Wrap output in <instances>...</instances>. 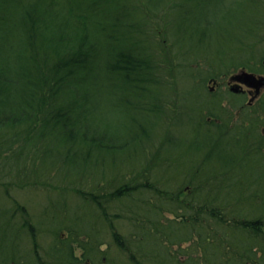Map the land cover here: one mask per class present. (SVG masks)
<instances>
[{"label": "trees", "instance_id": "trees-1", "mask_svg": "<svg viewBox=\"0 0 264 264\" xmlns=\"http://www.w3.org/2000/svg\"><path fill=\"white\" fill-rule=\"evenodd\" d=\"M176 1L0 0V191L4 190L0 194V264H120L114 255L120 252L126 255L129 264L202 261L191 257L190 249L180 247L178 252L174 251L176 254L172 251L176 244L192 239L184 235L189 219L177 212L178 205L173 200L177 196L164 190L161 193L171 195L162 198L167 205L162 207L152 199L145 202L142 217L129 223L130 238L121 232L122 227L120 232L115 227L114 247L109 251L113 253L114 248L116 253L98 252L97 245L80 238L83 235L87 238L95 228V221L90 227L84 221L79 223L82 213L88 214V220L94 217L104 222L107 213L102 219L99 209L106 211L107 205L119 200L124 190L123 186L96 188L93 178L104 173L103 166L112 160L116 162L115 156L123 155L131 144L152 143L159 124V98L154 99V105L147 103L159 90V54L151 49L156 42L150 37L145 39L146 32L141 30L147 24L157 23L152 18L151 7L168 8L167 3ZM193 1L198 8L202 7L200 15L194 9H184L182 16L189 21L176 26L187 29L193 25L198 29L203 25L200 17L206 0H180L179 6ZM174 24L164 17L163 36L167 41L179 30ZM250 30L257 32V24ZM205 35L202 33L201 38ZM208 53L212 56L211 51ZM211 78L218 79L215 75ZM96 85L105 94L119 98L118 104L130 105H124L125 114L132 109L145 112L148 119L152 118L151 123L144 126L142 122L144 131L137 133L124 125L121 135L117 134L111 128V114L101 113L98 118L92 95ZM124 129L127 131L123 132ZM199 133L201 130L194 132ZM232 150L230 147L231 153ZM239 154H236L238 163ZM210 158L208 154L206 159ZM236 159L226 165L241 169ZM28 162L33 165L31 171L37 166L50 167L53 173L63 174V179L70 177V184L87 178L92 185L88 189H73L74 197L81 202L78 208L74 206L75 210L67 201L69 191H57L58 201L50 203L54 211L48 214L44 208L41 215L49 218L33 221L29 210L9 193L11 188L23 190L26 186L21 182L26 173L21 172ZM203 171L195 166L192 174L189 173L190 184L197 181L191 195L195 202L191 206L197 209L196 215H204L208 210L206 221L213 220V226L220 230L219 234L210 235L203 232L208 230L205 223L198 227L203 235L195 244L203 248L205 264H264V163L256 171L258 177L250 178L246 173L247 185L238 182L233 192V186L227 185L231 181L229 177L220 180V188L211 183L209 188L217 190L213 198L200 195L209 181ZM247 172L254 176V171ZM24 177L29 180L33 175ZM139 186L150 189L135 183L133 191L140 190ZM163 209L173 214L174 219H165ZM66 217H71L73 224L65 225ZM114 217L112 222L122 220L118 215ZM63 231L69 236H60ZM175 234L182 237L176 239ZM40 235L53 237L43 253L39 251L43 248L39 245ZM126 243L131 248L129 254L120 248ZM77 249L81 251L79 257ZM183 255H187V260L181 263Z\"/></svg>", "mask_w": 264, "mask_h": 264}, {"label": "rangeland", "instance_id": "rangeland-1", "mask_svg": "<svg viewBox=\"0 0 264 264\" xmlns=\"http://www.w3.org/2000/svg\"><path fill=\"white\" fill-rule=\"evenodd\" d=\"M179 3L180 0L167 3L168 8L163 6L160 9H153L154 7H151L152 18L160 26L157 23L147 24L141 30L143 33L146 32L145 39L150 37L156 42L151 46V49L156 50V53L159 54V90H157L158 93L151 95L152 98L150 97L151 100L147 103L154 105L156 103L154 99L159 98V124L156 126L152 143L148 141L149 143L142 142L139 145L131 144L123 155L115 156L116 162L109 160L110 163L103 166L104 173L93 178L96 188L104 190L105 188L117 189L123 186L124 190L120 193L119 200L107 205L106 211L99 209L102 219H105L104 213H107L104 222L94 217L88 220V214L82 213L83 216L79 223L84 221L83 224L87 223L90 227L91 222L95 221V228L91 232L92 234L86 235L87 238L84 235L83 238H80L87 239L91 244L97 245L98 252H110L109 249L114 247L112 241L115 227L119 232V227H122L121 232L128 239L127 228H132L129 223L132 222V219H134L133 222H136L139 217H142L145 202L149 203V200L152 199L151 201H155L162 207L167 205L162 198L168 199L171 195L168 197L161 193V190H164L177 196L173 199L178 205L177 212L189 219L184 235L190 236L192 239L176 244L172 251L178 252L180 247L190 249L191 257L199 258L202 260L199 264H205L203 248L197 246L195 241L200 235H203V232L216 235L220 230L213 226V220L206 221L208 210L204 215H196L197 213L194 212L197 209L191 206L195 202L191 195L197 181L190 184L192 176L189 173L192 174V169H195V166L204 170L209 181L200 195L213 198L217 190L213 187L209 188L211 183L214 182L213 184L220 188V180L229 177L231 181L229 180L227 185L233 186L231 190L233 192L237 187L235 184L238 182L247 185L249 181L247 175L250 178L258 177L256 171L258 172L264 163V88L261 96L250 102L247 97L230 93L226 85L229 82V77L232 74L240 73L241 70H246L247 73L255 71L253 73L256 78L264 77V0H206L203 5L204 12L200 17V22L203 25L198 29L190 23L191 26L187 29L176 26V24L181 25L189 21L182 16L185 12L184 9H194V12L200 15L199 9L202 7L198 8L194 1L186 3L183 7H180ZM176 4L177 6L174 7L173 5ZM141 13L143 14L145 11H141ZM171 15L173 16L170 19ZM164 17L165 20H170V22L172 20V23H175L174 28H179L175 35L177 38L173 35L168 41L164 39L162 26ZM256 24L257 32L252 30L248 32V29ZM217 30H219V34H217ZM202 33L206 34L204 39L201 38ZM241 39L242 41H239ZM236 41L238 42L236 43ZM230 46L232 47L229 48ZM209 51L212 56L208 53ZM212 75L218 79L213 80ZM96 87L92 90V95L98 118H101V113L111 114V128L117 134L122 132L121 128L124 125H128L130 129L133 128L134 132L132 133H137L144 131L143 124L146 126L151 123L150 119L152 118L148 119L145 112L132 109L125 114L124 105L126 103L118 104L119 98L114 94H105V91L99 86L96 85ZM138 121L140 122L138 123ZM199 130L201 133L194 134ZM125 131L127 130L124 129L123 132ZM230 147L233 149L232 153ZM238 152L242 168L226 165L228 164L226 162H235L234 159ZM208 154H211V160L206 159ZM231 156L232 158H230ZM154 159L159 163H155ZM236 162L238 166L237 159ZM32 166L28 162L24 172H21V174L33 175L29 180L24 177L26 175H22L21 182L23 186L26 185L22 188L23 190L11 188L9 193L21 204V207L24 206L29 210L33 221L49 218L41 217V215L45 209L48 214H52L54 205L50 203L58 201L56 194L59 192L57 191L62 189L69 191L67 201L73 209L74 206H79L81 203L74 197L73 189L76 187L88 189L92 185L91 180L87 178L70 184L69 181L72 180L70 177L63 179V174L58 171L53 173L52 170L50 171V167L45 169L37 168V166L31 171ZM34 171L36 173H33ZM220 171L224 174H221ZM247 171H254V176ZM65 176L68 174L65 173ZM117 179L118 182H116ZM108 181L111 183L109 184ZM150 181L151 183H149ZM135 183H140L143 188L150 189L144 190L139 186L140 190L135 192L132 188ZM3 193L4 190L0 191V194ZM162 194L163 197H161ZM172 204L175 206L174 202ZM163 210L162 215L165 219H174L173 214ZM115 215L122 217V220L112 222L111 218H115ZM66 218L65 225L73 224L71 217ZM202 223L207 226V231L201 232L198 229ZM224 225L226 226V222ZM40 236L39 245L43 248L39 251L43 253V249L53 237L50 235L49 237ZM60 236L68 237L69 233L63 231ZM174 236L176 239L182 237L176 236V234ZM130 243L132 244L131 240ZM127 244L120 248L123 247L129 254L131 248L127 247ZM112 252L110 253H116L114 248H112ZM176 252L174 253L176 254ZM76 254L79 257L81 251L77 249ZM114 255L117 256L118 263L129 264L126 255L122 252L120 255L117 253ZM186 260L187 255L180 256L181 263ZM95 262L97 261L95 260Z\"/></svg>", "mask_w": 264, "mask_h": 264}, {"label": "flooded vegetation", "instance_id": "flooded-vegetation-1", "mask_svg": "<svg viewBox=\"0 0 264 264\" xmlns=\"http://www.w3.org/2000/svg\"><path fill=\"white\" fill-rule=\"evenodd\" d=\"M231 76L229 77V82L226 84L230 93H233L235 95L238 94L242 97H247L249 98L250 102L256 98L258 99L261 96L262 91L257 95L256 91L251 89L248 84H246L245 80H242L241 82H235L233 79H231Z\"/></svg>", "mask_w": 264, "mask_h": 264}, {"label": "water", "instance_id": "water-1", "mask_svg": "<svg viewBox=\"0 0 264 264\" xmlns=\"http://www.w3.org/2000/svg\"><path fill=\"white\" fill-rule=\"evenodd\" d=\"M233 79L236 81L245 80L246 84L256 89L257 92H259L260 88L264 86V77L260 76L259 78H256L254 74L247 73L245 71H242L238 75L234 76Z\"/></svg>", "mask_w": 264, "mask_h": 264}]
</instances>
